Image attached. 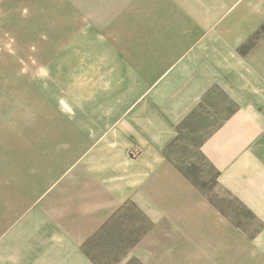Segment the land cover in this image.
<instances>
[{
	"label": "crops",
	"instance_id": "0c3cea01",
	"mask_svg": "<svg viewBox=\"0 0 264 264\" xmlns=\"http://www.w3.org/2000/svg\"><path fill=\"white\" fill-rule=\"evenodd\" d=\"M142 2L68 72L34 76L29 167L0 199V264H264V81L238 53L264 0ZM215 92L233 110L218 108L197 150L213 192L260 224L252 238L171 153Z\"/></svg>",
	"mask_w": 264,
	"mask_h": 264
},
{
	"label": "rangeland",
	"instance_id": "374dc122",
	"mask_svg": "<svg viewBox=\"0 0 264 264\" xmlns=\"http://www.w3.org/2000/svg\"><path fill=\"white\" fill-rule=\"evenodd\" d=\"M83 1H0V199L13 186L16 171L29 167V157L25 155L30 153L29 105L38 83L34 76L68 72L63 63H73L80 52H85L80 48L93 45L98 37L101 40V33L110 39L118 36L110 27L124 25L125 19L114 17V14L143 4L142 0ZM238 53L252 68L262 70L264 81V20ZM76 69L73 67L72 71ZM222 106L233 110L232 104L221 93L209 96L185 125L180 141L171 153L180 169L188 177H194L200 189L212 192L213 199L224 207L223 211L231 216L235 227L252 238L261 229L260 224L232 199L225 197L224 203L220 200L221 196L213 192L214 173L197 155V144L224 118L225 113L218 111ZM119 228L125 230L126 225ZM117 260L122 261L121 258L98 259L100 264H116ZM189 260L183 259V263L187 264ZM127 264L139 263L130 260Z\"/></svg>",
	"mask_w": 264,
	"mask_h": 264
},
{
	"label": "trees",
	"instance_id": "16d2710c",
	"mask_svg": "<svg viewBox=\"0 0 264 264\" xmlns=\"http://www.w3.org/2000/svg\"><path fill=\"white\" fill-rule=\"evenodd\" d=\"M192 118H193V117H192ZM192 118L190 117V120H191ZM188 122H189V120H188ZM188 122L186 121L185 123H183V124L179 127V137L176 139V141H174V143H172V144L170 145V149H172V148L174 147V145L177 143V141L181 138V134L183 133L184 127H185V125H186ZM199 147H200V145H199L197 148H199ZM197 155H198L200 158L203 159V157H202V155H201V153H200L199 150H197ZM203 161H204V160H203ZM181 170H182V169H181ZM182 171H183V170H182ZM211 171H212V170H211ZM186 176H187V174H186ZM188 178L191 179L195 185H197V181L195 180L194 177L191 178V177L189 176ZM214 182H215V178H214V180L212 181V183H214ZM238 228H239V227H238ZM104 230H105V228H104ZM93 260L95 261V259H93ZM96 263L100 264L97 260H96Z\"/></svg>",
	"mask_w": 264,
	"mask_h": 264
},
{
	"label": "built area",
	"instance_id": "2783aa9c",
	"mask_svg": "<svg viewBox=\"0 0 264 264\" xmlns=\"http://www.w3.org/2000/svg\"><path fill=\"white\" fill-rule=\"evenodd\" d=\"M138 154V151L136 149L132 150V155L136 156Z\"/></svg>",
	"mask_w": 264,
	"mask_h": 264
}]
</instances>
